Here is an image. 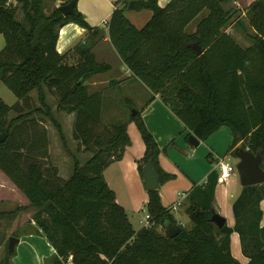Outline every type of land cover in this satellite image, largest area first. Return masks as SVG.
I'll list each match as a JSON object with an SVG mask.
<instances>
[{
  "label": "trees",
  "instance_id": "1",
  "mask_svg": "<svg viewBox=\"0 0 264 264\" xmlns=\"http://www.w3.org/2000/svg\"><path fill=\"white\" fill-rule=\"evenodd\" d=\"M10 1L21 7L20 21ZM157 1L142 3L150 18L141 28L124 15L130 0L116 4L107 22V35L120 61L151 97L160 96L184 126L186 139L192 135L206 142L221 128H228L232 135L228 152L234 156L238 146L259 154L264 171V0H255L246 9L253 31L246 37L250 45L246 49L224 32L234 13L223 10L226 0H171L164 8ZM203 11L207 16L198 22L194 33L186 34V27ZM68 24L84 29L87 36L60 55L56 51L58 34ZM239 27L243 28L241 24ZM100 34L86 23L76 6L71 16L63 17L57 8L44 13L41 0H0V36L4 40L0 82L17 100L10 107L0 101V136L5 135L0 142V172L27 201L25 207L0 211V221L32 211L35 228L12 237H42L54 251L43 264H67L68 260L71 264H240L230 254L232 233L238 235L246 264H264L260 209L264 184L241 188L231 205L233 227L224 225L218 230L209 221L215 213V171L204 184L194 185L183 201L190 230L180 228L172 239L164 236L165 229L177 223L162 207L158 191L147 192V226L133 230L103 177L104 170L119 161L130 146L128 124H134L144 146L137 162L140 178L148 162L158 176L159 187L174 176L159 167L158 157L165 149H159L140 116V108L136 109L132 101H126L132 109L126 122L115 121L109 126L105 144L101 137L96 138L97 150L84 165L69 154L72 174L61 186L52 187L36 163L22 168L19 146L10 148L9 143L19 125L35 114L51 122L65 148L61 126L47 105L45 91L61 92L57 111L74 115L73 138L88 147L101 121L103 96L90 93L87 83L110 71L108 65L97 63L92 53ZM69 57L74 65L66 63ZM114 83L117 81L110 80L108 88H114ZM34 91L38 108L24 113L21 108ZM10 113L15 116L8 122ZM14 254H7L5 242L0 264H12Z\"/></svg>",
  "mask_w": 264,
  "mask_h": 264
},
{
  "label": "rangeland",
  "instance_id": "2",
  "mask_svg": "<svg viewBox=\"0 0 264 264\" xmlns=\"http://www.w3.org/2000/svg\"><path fill=\"white\" fill-rule=\"evenodd\" d=\"M41 1L44 13L49 14L52 10L54 3L53 0ZM254 1L255 0H226L222 3L223 10L234 11L224 32L236 40L237 37L240 38L238 42H240L241 45L248 43L246 37L252 36L253 34L252 29L248 25L245 12L248 6ZM9 3L10 7L15 8L16 10V20L20 21L22 17L21 7L12 1ZM124 15L136 28H141L150 18L149 11L144 7H141L139 11L126 10ZM206 16L207 12L203 11L186 27V34H190L194 30L195 25ZM239 24H241L243 28H240ZM102 38L103 33L101 32L97 39L99 41ZM3 48L4 40L2 36H0V51ZM66 63L68 65H74L76 62L72 60V57H69ZM113 78V76L110 77L108 75H104L102 78L99 77L96 80L97 84L92 90H89L90 93L102 94L103 110L101 121L95 126L87 148L80 145V143L73 138L72 131L74 115H69L64 111H57V103L61 92L58 90L45 91L47 105L51 109L55 121L61 126L65 140V148L51 122L43 115L35 114L19 125L18 129L15 131L13 140L9 143L10 148L13 144L19 146V152L21 154L20 163L22 168H25L29 163H36L40 167L45 178L50 181L52 187L61 186L72 174V159L69 154L75 155L81 166L84 165L97 150L96 138L101 137L102 142L105 144L109 139V126L115 121L125 123L128 119L132 109L128 108L127 100L132 101L134 104L136 103V109H139L142 105L139 104L140 100L141 102L144 101L143 103L146 104L145 95L147 92L144 89L145 87L138 80L129 76V78L117 80L116 87L108 88V82ZM128 86L131 87L129 88ZM36 97L37 95L35 91L30 94L29 101L21 108L24 113L38 108ZM0 101L9 107L17 102L13 94L7 90L1 82ZM14 116V113H10L7 116L6 121L9 122ZM218 132L217 135L214 134L204 144L198 146L196 149L198 151L197 154L205 153L206 155L207 153H210L212 155H218L219 159H227L235 168L238 160L233 155L226 156V146L229 145L230 140L229 130L223 127ZM77 149H79L78 153ZM229 181L230 183L233 182V186L228 187L230 194L234 189L240 190L241 186L236 171ZM232 195L233 197L231 196L228 200V205H231L238 197L235 193ZM134 204L136 206L140 205V208L134 213H127V216L133 230L136 232L142 227V224H139L138 221H143L147 214L145 211V202L139 203L137 201ZM25 206H27L25 198L0 172V211H10L16 207ZM183 206L185 207L186 205L183 204ZM32 214V211H25L11 220L2 219L0 221V260L4 256V244L13 236V234L24 235L27 233L29 227L35 228L34 223L31 221ZM174 218L177 220L176 223L178 227L183 228L184 230H190L191 224L182 221L181 212L179 210L174 213ZM33 237L42 238L40 236ZM34 245L38 251L34 261H39L41 254L45 253V248L38 240H36V242L34 241ZM31 248L32 252H36L33 247ZM34 264L36 263L34 262Z\"/></svg>",
  "mask_w": 264,
  "mask_h": 264
},
{
  "label": "crops",
  "instance_id": "3",
  "mask_svg": "<svg viewBox=\"0 0 264 264\" xmlns=\"http://www.w3.org/2000/svg\"><path fill=\"white\" fill-rule=\"evenodd\" d=\"M68 1L69 0H53L52 10L66 4ZM120 1L122 0H77L75 4L77 12L84 17L86 23L91 28H97L103 33L101 41L95 39L96 43L92 48V53L97 63L106 64L110 67V71L105 75L110 77L113 76L114 78L111 80L115 81L131 76L109 43L107 35V22L115 7L118 6H116V4ZM140 1L143 3L147 0ZM170 1L171 0H158L157 5L160 8H164ZM196 27L197 24L190 34L195 32ZM86 36V31L74 24L64 26L60 29L58 34L56 44L57 53L60 55L67 53L76 43L83 41ZM233 39L243 49L250 46L249 43L241 45L240 42H238L240 39L238 37L237 40L235 38ZM103 76L104 75L95 76L88 81L90 90L97 84L96 80ZM113 86L116 87V83H114ZM128 87L130 88L131 86ZM144 89L147 92L145 95L146 102L149 103L145 105V103H143L144 101L141 102L140 100L139 104H142L140 107V116L159 149H165V152L160 153L158 157L159 167L164 173L174 176L172 181L163 184L158 189L161 205L163 208L168 209L179 200L180 195L188 194L194 185L200 186L204 184L207 176L211 172H217L216 162L219 157L218 155H212L210 153L206 155L205 153L197 154L198 151L196 149L198 147L192 148L187 143V131L170 112L168 107L162 103L160 96L153 95L151 97V93L147 88ZM218 133L219 132H217L216 135ZM127 134L130 139V146L125 149L119 161L109 165L103 172L106 185L114 193L117 204L125 210L126 214L134 213L140 208V205L136 206L134 203L137 201L139 203H147L148 199L147 194H145L147 192L143 190V179L140 178L137 170V162L143 156L144 146L134 124L130 123L127 125ZM229 134L230 140L229 145H227L228 147L226 146V156L231 155V151L228 152V148L232 141L230 130ZM204 143L205 142H199L198 146ZM207 155H211V158L207 159ZM229 186H233V182L230 183V181H228L226 186L216 185L212 207L215 213L225 218V225H227L228 228H232L234 224L231 213L232 204L228 205V200L231 196L233 197L232 194L234 193L236 196H239L242 187H240V190L234 189L230 194L228 191ZM183 204L184 202H182L181 207L178 208L177 211L179 210L181 212L182 221L189 222L185 212L186 206L184 207ZM260 209L263 212L261 226H264V203H260ZM174 213H172L173 218ZM174 220L177 221L175 218ZM138 223L142 224V227H144L146 225L145 218L143 221H138ZM36 240L40 241L45 248V253L41 254L39 261H34L38 254L34 245V241L36 242ZM229 242L230 254L233 259L240 264H246L248 260L242 256L238 235L232 233L229 237ZM31 247H33L36 252H32ZM14 253L12 264H34V262L36 264H42L45 259L50 258L54 254V251L43 238L21 236ZM67 264H71L69 260Z\"/></svg>",
  "mask_w": 264,
  "mask_h": 264
},
{
  "label": "water",
  "instance_id": "4",
  "mask_svg": "<svg viewBox=\"0 0 264 264\" xmlns=\"http://www.w3.org/2000/svg\"><path fill=\"white\" fill-rule=\"evenodd\" d=\"M142 2L130 1L127 5V10L139 11L141 8ZM75 7V1H70L67 4H64L58 7V11L63 17L71 16L73 14ZM197 52V55L200 54V51L194 47ZM5 139V135L0 136V142ZM199 142L195 137L190 135L187 138V143L191 147H198ZM234 156L238 160L236 164V172L239 177V183L242 188L251 187L264 184V171L261 169V157L259 154L253 155L248 151L242 150L237 147L234 150ZM142 179H143V190L145 192L157 191L159 189L158 176L152 169L151 162L145 164L142 169ZM210 223L214 224L218 230H220L226 223V220L221 217L218 213H214L210 218ZM181 229L178 226H170L165 229L164 236L168 239L176 237L180 233ZM19 244V238L10 237L7 240V254L11 255L15 252L16 247Z\"/></svg>",
  "mask_w": 264,
  "mask_h": 264
},
{
  "label": "built area",
  "instance_id": "5",
  "mask_svg": "<svg viewBox=\"0 0 264 264\" xmlns=\"http://www.w3.org/2000/svg\"><path fill=\"white\" fill-rule=\"evenodd\" d=\"M216 169H217V174H218L216 183L217 185H223V186L227 185L228 181L230 180V178L233 176L234 172L236 171L232 163L228 161L227 159H217ZM185 197H186V194L180 195L179 200L175 204L170 206L167 210L171 214L176 212L177 209L181 207L182 202L184 201ZM147 220H148V216L145 217V222H146L145 226H147Z\"/></svg>",
  "mask_w": 264,
  "mask_h": 264
}]
</instances>
